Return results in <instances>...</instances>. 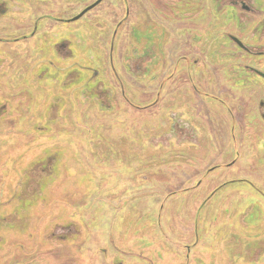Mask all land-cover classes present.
Returning a JSON list of instances; mask_svg holds the SVG:
<instances>
[{
  "label": "rangeland",
  "instance_id": "rangeland-1",
  "mask_svg": "<svg viewBox=\"0 0 264 264\" xmlns=\"http://www.w3.org/2000/svg\"><path fill=\"white\" fill-rule=\"evenodd\" d=\"M96 1L0 0V38L29 37L0 40V264H160L164 250L171 264H264V123L255 118L251 135L228 131L231 112L242 120L257 109L264 81L244 65L264 57L225 37L234 31L257 52L261 30L252 20L232 27L234 9L213 0H103L73 20ZM249 2L252 19L264 16V0ZM196 15L198 53L179 66L192 81L177 72L161 85ZM150 46L156 77L122 68L126 53L143 60ZM171 112L184 114L188 133L164 134ZM187 189L186 200L175 192ZM200 204V244L188 252ZM242 207L250 223L232 230Z\"/></svg>",
  "mask_w": 264,
  "mask_h": 264
},
{
  "label": "flooded vegetation",
  "instance_id": "flooded-vegetation-1",
  "mask_svg": "<svg viewBox=\"0 0 264 264\" xmlns=\"http://www.w3.org/2000/svg\"><path fill=\"white\" fill-rule=\"evenodd\" d=\"M98 1V0H97ZM103 0H101L97 5H99L101 2H102ZM199 1V5L201 4V0H198ZM214 1V3H213V5H214V7H216V5L218 6V4H222V5H225L224 7L226 8L225 10L227 11L228 10V8L229 7H231L232 9H234V12H232V13H234V14H229L228 16H227V20L229 21V23L231 24V26L232 27H234V23H235V20L234 19H236V22H240L239 24H241L242 25V27H244V28H250L251 27V24H249V22L252 20L253 22H254V24H255V27L253 28V29H255V31L254 32H258V31H260L261 30V32L260 33H262V34H260V35H258V34H256L257 36H264V16H260V15H258L260 18L259 19H252V17L255 15V14H249V13H251L250 11H252V12H254V6L252 5V4H250V0H213ZM254 1V3H255V1H257V0H253ZM184 2H186V1H184ZM184 2H182V3H184ZM95 3V2H94ZM93 3V4H94ZM238 4H240L241 5V9H242V11H244V12H247L246 14L245 13H243V15H238V14H236V11H237V6L236 5H238ZM92 5V4H91ZM96 5V6H97ZM95 6V7H96ZM254 7V8H253ZM94 8V7H93ZM92 8V9H93ZM86 9V8H85ZM90 11V10H89ZM129 11H131V9H128V11H127V14H125V16H124V18L119 22V24L117 25V28L119 29L120 27H121V25L124 23V21L125 20H127L128 19V17H130V13H129V15H128V12ZM245 15H247L246 17H245ZM46 16H48V15H46ZM197 16V15H196ZM235 16V17H234ZM188 17H190V18H192V17H194L193 15H191V16H188ZM245 17V18H244ZM257 20V21H256ZM193 23H194V26L193 27H189V29H191V31H189L188 33H190V35L189 36H191V37H189V38H187V41L189 42V43H191L192 45H190L188 42H185V41H183V44L185 45V47H182V46H180L178 49H179V60H177V64H175L174 65V68L172 69V71L166 76V78H163V80H162V84L161 85H164V84H166L168 81H171V80H174V77L176 76V73L178 72V74L181 76L179 79L180 80H184V78L186 77L185 76V72H183V70H181L180 69V63H182L183 61H188V56H191V54H196V53H198V48H197V46L198 45H196V40L198 39V36H196L198 33H197V31L195 30L196 28V25H198V26H201V17L200 16H197L194 20H193ZM199 23H200V25H199ZM241 27V28H242ZM36 30V29H35ZM34 30V33L33 34H36V31ZM243 30V29H242ZM118 31V30H117ZM116 35H117V33L116 32H114V34H113V36H115L116 37ZM192 37H195V39L193 40V42H191L192 41ZM225 37L227 38V40H228V42L229 43H231L230 44V47H231V49L233 48L232 46H233V44H235L236 45V47H238V53H240V54H243V53H246V54H252V55H254L255 53H257L258 55L257 56H262V57H264V50H259V51H257V52H255L254 50L255 49H253V45H250V44H248L247 42H246V37L245 38H241L240 37V35H236L235 33H234V31H230V32H228V33H226V35H225ZM27 38H29V37H23L22 39H27ZM22 39H20L19 37L18 38H14L12 41L11 40H9V39H7V38H0V40H1V42H6V43H9V42H16V41H20V40H22ZM62 42H67V41H62ZM61 42V43H62ZM111 47H109L110 48V50H112V52L114 51V49H115V44L112 42V39H111ZM66 45H68V43L66 44ZM232 45V46H231ZM153 46H150L149 47V49L147 50V52H146V54H147V56L148 55H150V54H153ZM186 49H188V50H190V54H188V53H186V52H184V50H186ZM70 50V49H69ZM197 50V51H196ZM70 52H71V50H70ZM167 52H168V49H167ZM127 54V53H126ZM125 54V55H126ZM124 55V58L126 59V65H123L122 66V68L125 70V69H129V67L132 69V70H134L135 71V73H136V75H138V74H141V73H139V72H141V70L142 69H149V67L150 66H148L147 65V63H149L150 61H151V58L153 57V56H151V58H150V56H148V58H146V59H143L142 60V56H140V57H136V59H134L133 57L131 58V57H128V58H126V56ZM112 56H111V58H110V61H112ZM194 61L196 62L197 61V59H194ZM145 62H146V64H145ZM73 64H77L78 66L79 65H84V64H80V63H77V62H74ZM72 64V65H73ZM144 64V65H143ZM103 66H104V68H105V70H111L112 71V67L111 66H108L107 64H106V66L104 65V64H102ZM127 66V67H126ZM85 68H93V69H98L97 67H94V66H87V65H85ZM113 68H114V70L116 71V68L113 66ZM244 68L245 69H247L248 71L250 70L253 74H255V75H257V76H259V81L260 82H262V81H264V61H263V63H257V64H245L244 65ZM152 70H154L153 68H151V69H149V72L151 73V71ZM110 71V72H111ZM99 73H100V71L99 72H97L96 73V76H99ZM112 73V72H111ZM118 76L117 77H114V79H116V81H115V83L116 84H118V85H120V86H124L126 83L123 81V79L119 76V74H117ZM157 75H155L154 73H151V79L152 78H154V77H156ZM187 78V81H192V78L188 75V77H186ZM123 89V88H122ZM260 89H262V94L261 95H258V94H254L253 96H254V99H257V106H256V110H248V109H246L247 111H245V110H242L243 111V113H242V115H243V118L244 119H242V120H237L238 118H237V116L235 117V114L233 113V112H231V114H230V118H231V120H232V125L230 126V128H228V131H229V133L231 134V137H235V134L237 133V130L239 131V133H250V135L251 134H254V131H257V130H259L258 128H250L249 127V125H251V123H252V121L255 119V118H260L262 121H263V123H264V87H263V85H261V88ZM261 91V90H260ZM205 92V91H204ZM206 93V92H205ZM161 95V93H160V91L157 93V95H156V99L152 102V103H149L148 105H144V106H141V105H139V106H141V107H144L145 109H142V110H146V108H151V107H153V106H155L158 102H156V101H158V97ZM207 96H210V95H207ZM122 97L123 98H125V99H127V97H126V94H125V90L123 89V93H122ZM210 97H212V98H214L215 100H217L219 97H216V96H214L213 97V95H211ZM226 100V99H225ZM129 101V100H128ZM232 101V100H231ZM156 102V103H155ZM219 102V101H218ZM222 102H224V101H222ZM155 103V104H154ZM135 105V104H134ZM104 106H106V104H104ZM138 106V105H137ZM227 107V110L229 111L230 109L232 110V111H234L235 109H234V106H229L228 104L226 105ZM1 112H4V111H1ZM179 114H178V117H177V113L176 114H173V112H171V115H170V121H171V124L173 125V126H170V128H168V130L164 133V134H166L167 133V135L169 136V134H171V133H175V134H177L176 132H179V131H182L183 133H188V130H189V128H187L188 126L186 125V120H184V121H182V118H181V115H182V117H184V114H182L181 112H178ZM239 122V123H242V126L241 127H239V124H236V122ZM226 130V129H225ZM219 131H220V129H219ZM259 132H263L264 133V126H263V128H261V131H259ZM163 134V135H164ZM164 138H165V135H164ZM169 138V137H168ZM260 138L261 139H263L264 140V136L263 137H261L260 136ZM167 144H173V145H175V144H178L175 140L174 141H169L168 140V142H166ZM184 143V142H183ZM263 143H264V141H263ZM184 146H187V145H184ZM175 147H176V145H175ZM184 149L186 150L187 149V147H184ZM235 160V159H234ZM234 160L232 161V162H234ZM216 167L218 168L219 167V165H215V166H212V167H210L208 170H210V171H213L214 169H216ZM236 181H240V180H231V181H229L228 183H230V182H236ZM227 183V184H228ZM232 184H235V183H232ZM202 185V180L200 179V180H198V184L197 185H195L194 186V188H199L200 186ZM224 187V186H223ZM222 187V188H223ZM193 188V189H194ZM186 189V188H185ZM193 189H187V191H181V192H179V190H177V191H175V192H178L177 194H179V193H181V199H187L188 198V193H190V192H192V191H194ZM221 189V188H220ZM220 189H218V188H216L213 192H212V195H210L209 196V200L210 199H212L214 196H215V193L217 192V191H219ZM200 190H197V193L199 192ZM257 191V190H256ZM258 192V191H257ZM193 193V192H192ZM259 194H261L262 193V190H259V192H258ZM261 196V198L263 197L264 198V193H263V195H260ZM207 199V200H208ZM207 202H209V201H207ZM210 205V204H209ZM205 206V205H204ZM204 206H202L201 204H200V206H199V208L198 209H200V210H198L196 213H195V216H194V223H193V231H191V232H189L190 234H191V236L190 237H192L193 238V241L192 242H190V243H188V244H186L185 245V247L188 249V252L189 251H191L192 250V248H196L199 244H200V239H198L199 238V233H198V230H199V223H200V220H201V215H202V213H203V210L201 211V209L203 208L204 209ZM251 210L252 209H248L247 210V212L245 211V209H244V207H242L241 208V211L240 212H238L237 213V211L236 212H234V211H232L230 214H238V215H242L243 216V221L241 220L240 222H234V223H232V226H233V229L232 230H234V229H236V228H241L242 227V225H243V223L244 222H247L248 224L250 223L247 219H248V216L250 217V215H251ZM243 212V213H242ZM264 213V210H262L261 211V213H260V217L262 216V214ZM261 225L263 226V223H261ZM160 229L161 230H165L164 228H162V227H160ZM179 229H181V228H179ZM264 234V233H263ZM166 236H168V235H166ZM145 254V253H144ZM162 255H160L159 257V262H160V264H171V263H174L173 261H175V259L173 258V257H171L169 254L167 255V256H165L166 255V252H165V250H164V253H161ZM145 256V255H144ZM146 258H148L147 256H145ZM149 259V258H148ZM178 261H181V259H179ZM245 262H250V258H248Z\"/></svg>",
  "mask_w": 264,
  "mask_h": 264
},
{
  "label": "water",
  "instance_id": "water-1",
  "mask_svg": "<svg viewBox=\"0 0 264 264\" xmlns=\"http://www.w3.org/2000/svg\"><path fill=\"white\" fill-rule=\"evenodd\" d=\"M101 0L96 1L94 4L88 6L86 9H84V11H82L79 15H77L76 17L73 18V20H77L78 18H80L81 16H83L86 12H88L89 10H91L93 7H95Z\"/></svg>",
  "mask_w": 264,
  "mask_h": 264
}]
</instances>
